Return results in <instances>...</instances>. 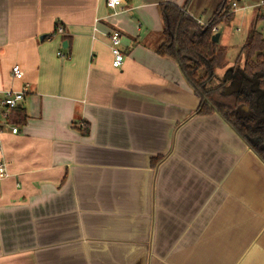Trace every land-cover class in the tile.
<instances>
[{
  "label": "crops",
  "instance_id": "0c3cea01",
  "mask_svg": "<svg viewBox=\"0 0 264 264\" xmlns=\"http://www.w3.org/2000/svg\"><path fill=\"white\" fill-rule=\"evenodd\" d=\"M222 1L0 0V264H264V164L156 53L159 4Z\"/></svg>",
  "mask_w": 264,
  "mask_h": 264
},
{
  "label": "trees",
  "instance_id": "16d2710c",
  "mask_svg": "<svg viewBox=\"0 0 264 264\" xmlns=\"http://www.w3.org/2000/svg\"><path fill=\"white\" fill-rule=\"evenodd\" d=\"M185 5L159 4L163 31L156 53L177 64L199 100L196 114L220 116L264 164V34L253 29L245 37L232 70L235 76L232 80L238 90L223 95L225 83L213 88L205 86L213 71L224 66L222 61L227 52L226 46L212 41V36L217 33H213L212 28L229 22L234 12L227 7V0H223L205 27L186 13ZM11 114L13 123H24L21 108L15 107Z\"/></svg>",
  "mask_w": 264,
  "mask_h": 264
},
{
  "label": "rangeland",
  "instance_id": "374dc122",
  "mask_svg": "<svg viewBox=\"0 0 264 264\" xmlns=\"http://www.w3.org/2000/svg\"><path fill=\"white\" fill-rule=\"evenodd\" d=\"M230 1H228V5L230 4ZM259 0L257 1V3ZM257 3H254L250 0H241L238 2L237 9L235 10L234 17L227 23L220 24L219 26V32L221 33L222 37L226 36V41H224V45L227 48L226 56L222 63H224V66H221L218 69H215L213 71V75L208 77L206 79L205 86L206 88H213L221 83V79L224 77V73L227 70H233L234 66V59L238 54V51L240 49V46L242 45L245 37L255 28L256 30L263 33L264 30V19L259 20V17L256 15V23L252 21L253 19V6ZM227 5V7H228ZM249 5V7H248ZM240 6H243L240 8ZM230 8V7H229ZM224 15V13L222 14ZM205 18V17H204ZM259 21V22H257ZM253 22V24H252ZM204 25L208 23L202 22ZM201 75L202 72H201ZM234 75V74H233ZM234 79V76H233ZM229 84V81L225 82V85L227 86Z\"/></svg>",
  "mask_w": 264,
  "mask_h": 264
},
{
  "label": "built area",
  "instance_id": "2783aa9c",
  "mask_svg": "<svg viewBox=\"0 0 264 264\" xmlns=\"http://www.w3.org/2000/svg\"><path fill=\"white\" fill-rule=\"evenodd\" d=\"M122 0H106V6L108 8L114 9L116 6L120 5ZM238 3L233 1L230 3L231 11H235L237 9ZM257 9H262L264 11V0H260L255 6ZM197 23L201 26H208V23L204 25L199 20H196ZM212 32H216V28H212ZM64 29L61 26H56L53 31V34L63 35ZM264 34V30H263ZM111 41V52H112V67L115 69H119L122 66L123 55L119 49L120 45V35L118 32H113L109 35ZM57 55L61 56V53H57ZM11 74L16 79H21L23 77V71L21 70L19 65H13L11 67ZM23 91L13 92L11 90H7L3 93V97L0 100L1 112L4 117L9 116L12 109L18 106L19 102L23 99ZM12 133L17 132V127L13 126L11 128ZM7 176L5 164L0 163V180Z\"/></svg>",
  "mask_w": 264,
  "mask_h": 264
},
{
  "label": "water",
  "instance_id": "95a60500",
  "mask_svg": "<svg viewBox=\"0 0 264 264\" xmlns=\"http://www.w3.org/2000/svg\"><path fill=\"white\" fill-rule=\"evenodd\" d=\"M219 39V33H215L212 36V41L213 42H218ZM212 72L210 71L209 75H211ZM233 72L232 70H227L224 73V77L223 79H221V83H225L226 81H229V84L225 87L224 91H223V95H230L233 92H236L238 90L237 84L235 81H233ZM235 77V76H234Z\"/></svg>",
  "mask_w": 264,
  "mask_h": 264
}]
</instances>
